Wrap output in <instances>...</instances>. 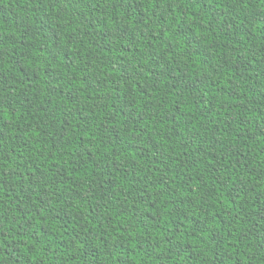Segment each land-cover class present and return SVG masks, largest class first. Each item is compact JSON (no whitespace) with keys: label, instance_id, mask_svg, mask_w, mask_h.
Listing matches in <instances>:
<instances>
[{"label":"trees","instance_id":"trees-1","mask_svg":"<svg viewBox=\"0 0 264 264\" xmlns=\"http://www.w3.org/2000/svg\"><path fill=\"white\" fill-rule=\"evenodd\" d=\"M0 264H264V0H0Z\"/></svg>","mask_w":264,"mask_h":264}]
</instances>
